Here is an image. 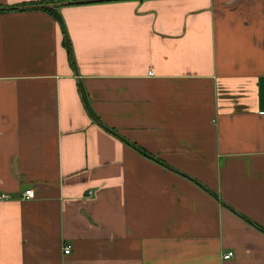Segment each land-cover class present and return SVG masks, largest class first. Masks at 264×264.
<instances>
[{"label":"crops","instance_id":"0c3cea01","mask_svg":"<svg viewBox=\"0 0 264 264\" xmlns=\"http://www.w3.org/2000/svg\"><path fill=\"white\" fill-rule=\"evenodd\" d=\"M55 11H0V264H264V0Z\"/></svg>","mask_w":264,"mask_h":264},{"label":"water","instance_id":"95a60500","mask_svg":"<svg viewBox=\"0 0 264 264\" xmlns=\"http://www.w3.org/2000/svg\"><path fill=\"white\" fill-rule=\"evenodd\" d=\"M103 1H117V0H59L47 1L45 3H31L30 5H16V6H2L0 11L9 9H28V8H49L56 14V8L61 5H74L88 2H103Z\"/></svg>","mask_w":264,"mask_h":264},{"label":"built area","instance_id":"2783aa9c","mask_svg":"<svg viewBox=\"0 0 264 264\" xmlns=\"http://www.w3.org/2000/svg\"><path fill=\"white\" fill-rule=\"evenodd\" d=\"M21 196H22V198L23 197H25V198H31V197H33L32 196V190L31 189H28V188L27 189H23V192H22ZM8 197L9 196H7L6 193L0 192V203L2 201H5L6 199H8ZM67 251H68L67 247H63L62 248V252L63 253H68ZM231 255H232V251L227 250L226 252H224L223 254H221V259H227Z\"/></svg>","mask_w":264,"mask_h":264},{"label":"trees","instance_id":"16d2710c","mask_svg":"<svg viewBox=\"0 0 264 264\" xmlns=\"http://www.w3.org/2000/svg\"><path fill=\"white\" fill-rule=\"evenodd\" d=\"M40 9L43 10V11H47V12L53 14L56 17L57 21L60 22L58 16L51 9H49V8H40ZM60 23H61L62 32L64 33L63 24H62V22H60ZM63 36H64V34H63ZM64 43H65L66 50L68 51L69 61H70V55L71 54H70L69 44H68V40H67L66 36H64Z\"/></svg>","mask_w":264,"mask_h":264}]
</instances>
